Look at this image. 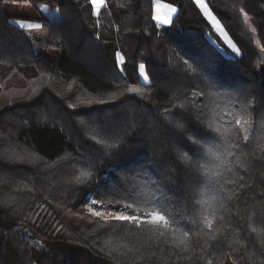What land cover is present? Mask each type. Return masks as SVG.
Segmentation results:
<instances>
[{
    "label": "trees",
    "instance_id": "obj_1",
    "mask_svg": "<svg viewBox=\"0 0 264 264\" xmlns=\"http://www.w3.org/2000/svg\"><path fill=\"white\" fill-rule=\"evenodd\" d=\"M155 1L100 19L89 0H0V264H264V0H208L239 56L193 0H163L162 27ZM93 198L176 223L105 221Z\"/></svg>",
    "mask_w": 264,
    "mask_h": 264
},
{
    "label": "snow or ice",
    "instance_id": "obj_2",
    "mask_svg": "<svg viewBox=\"0 0 264 264\" xmlns=\"http://www.w3.org/2000/svg\"><path fill=\"white\" fill-rule=\"evenodd\" d=\"M90 4L93 6V12L98 14L97 8L96 6L99 5H104L105 4V0H89ZM194 3L203 10V15L208 19V21L211 23V25L213 26L214 31L216 32H223V28L221 25V22L219 19H217V17L215 15L212 14L211 11L208 10V6L205 3V0H194ZM177 10L175 8H172V12H176ZM155 19L159 20V17H155ZM16 24L19 25L20 28H32V27H41V25H33L31 23H28L26 21H20L17 20L15 21ZM163 23L168 24L170 23V20H164ZM99 38V37H97ZM0 54H2V50H0ZM185 63H187V61H185ZM123 64H124V57L122 55H120L119 53H117V59L115 61V67L118 70H123ZM189 67L191 68V65H189ZM144 68L145 66L143 64L139 65V72L140 75L143 77V79L145 81H147L149 79V77L144 73ZM193 71H195V69H193ZM135 91V90H133ZM71 107V105H70ZM174 115H176L178 117V119L180 120H184L185 122H187V118H188V114L183 113V112H176L174 113ZM196 120L201 124V126L203 127V121L199 119V117H196ZM241 122L239 120H236V124L239 125ZM188 131V129L184 130V133L182 134H186ZM205 131H209L207 128H205ZM216 132H219V129L215 130ZM188 139L190 141H192L193 144H196L195 140H192V137L189 136ZM202 139V138H201ZM244 140L247 141L248 137L244 136ZM200 151L202 152L204 149L203 145H200ZM190 151H193V154L195 155L196 152L194 149L190 148ZM186 158V157H181V159ZM199 169H203V165H198ZM193 178L195 179V174H193ZM97 196L101 195V193H96ZM119 202V201H118ZM98 203H101L100 201H98L97 199L93 198L90 201V204L88 206V212L91 213L92 216L94 217H103L105 221H110V220H114V221H119V222H131L134 224L139 225L140 223L143 222V220L141 219L140 216H138L137 214H135V212H133V214L129 215L126 214V210L128 209H133V204L132 203H124L123 207L125 211H121V210H116V211H95L93 208V205H97ZM148 216H150V219H147V222L150 224H157L160 223L162 224V226L164 228H169V227H173L174 224L176 223L175 220H171L169 218H166V216L164 214H161L160 212H153L148 214ZM204 224L206 227H208L209 229L212 227V224L210 221L207 220V218L205 217L204 220ZM160 235H164L163 232L160 233ZM185 236L188 235L187 232L184 233Z\"/></svg>",
    "mask_w": 264,
    "mask_h": 264
},
{
    "label": "rangeland",
    "instance_id": "obj_3",
    "mask_svg": "<svg viewBox=\"0 0 264 264\" xmlns=\"http://www.w3.org/2000/svg\"><path fill=\"white\" fill-rule=\"evenodd\" d=\"M205 3L208 6V10L211 11L212 14L215 15L217 17V19L220 20V18L214 13L209 1L205 0ZM105 5H106V3L104 5H99L98 4L96 6L97 11H98L97 16L100 19H103L102 17H104L103 16L104 15L103 12L106 11V9L104 8ZM43 8H44L43 9L44 12L49 17H51L52 19L57 20L59 18V14H58L56 9H54V10L53 9H49L47 6H44ZM172 8H175L177 10V7L174 4H172V3H169V2H166V1H163V0H156L155 1V4H154L155 13L154 14H155V17H159V20L155 19L159 26H161V27L162 26H167V25H169L172 22L175 14L177 13V11L176 12H172ZM198 9L200 10L201 14L203 15V10L201 8H199V7H198ZM203 17L206 18L204 15H203ZM166 19L170 20V23H168V24L163 23V21L166 20ZM206 20H208V19L206 18ZM220 22H221V25H222V28H223V32L222 33L214 31L213 26L209 22L211 27H212V29H213L212 35H209L210 38L219 46V48L226 55L239 56L241 54L240 49L238 48V46L235 43V41L233 40V38L226 31V29H225V27H224V25H223L221 20H220ZM28 34L32 38L40 40L42 42H47V40H48L47 31L44 28H39L38 27V28H34L33 30H28ZM37 52L40 55H45V56H47V57H49L51 59H55L57 50L53 49V48H49V47L43 46V45H37ZM144 73H145V70H144ZM89 204H88V206H89ZM88 206L86 208L87 211H88ZM93 208H94L95 211H116V210L125 211L123 205H119V204H102V203H98L97 205H93ZM126 214H129V215L133 214V209L126 210ZM148 214H150V213H143L141 215L140 214H137V215L141 217L143 222L148 223L147 219H150V216H148ZM148 224H150V223H148ZM151 225L158 226V227H163L162 224H160V223L151 224ZM228 264H234V263L232 262V260H230Z\"/></svg>",
    "mask_w": 264,
    "mask_h": 264
},
{
    "label": "crops",
    "instance_id": "obj_4",
    "mask_svg": "<svg viewBox=\"0 0 264 264\" xmlns=\"http://www.w3.org/2000/svg\"><path fill=\"white\" fill-rule=\"evenodd\" d=\"M106 3V2H105Z\"/></svg>",
    "mask_w": 264,
    "mask_h": 264
}]
</instances>
